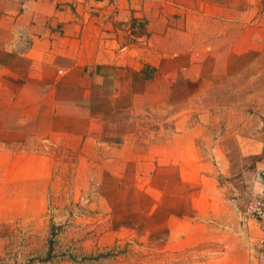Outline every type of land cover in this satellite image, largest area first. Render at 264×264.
Listing matches in <instances>:
<instances>
[{"label":"crops","instance_id":"obj_1","mask_svg":"<svg viewBox=\"0 0 264 264\" xmlns=\"http://www.w3.org/2000/svg\"><path fill=\"white\" fill-rule=\"evenodd\" d=\"M262 1L0 0V178L10 165L37 169L40 157L24 148L22 133L23 125H34L44 104L50 111L49 130L48 138L41 141L51 143L54 137L55 145L62 140L71 151L93 147L98 157L108 152L120 157L125 149L132 152L135 133L123 135L128 140L112 148L99 139L102 124L95 115L83 119L82 131L54 125L62 120L57 106L65 103L58 90L74 88L80 92L78 100L89 104L93 87L105 80L106 69L124 71L128 121L141 115L138 99L142 97L151 104L183 106L163 127V161L155 162L175 167L182 183L198 187L192 214L176 220L182 226L177 230L178 247L215 245L219 251L206 264H264L259 244L264 226L253 219L243 222L239 215L251 196L264 194V158L251 168L240 166L232 172L230 150L219 137L201 142L210 113L195 108L201 101L199 90L218 87L209 77L225 75L228 59L246 52L240 45L249 23L263 21ZM207 62L212 64L209 75ZM149 72L155 77H148ZM72 80L75 83L70 85ZM114 81L118 91L111 104L120 95L118 78ZM180 86L186 97L173 100ZM46 93L48 101L42 95ZM239 143L242 157H257L263 151L257 138L241 137ZM41 160L47 167L52 164L49 156ZM128 161L129 157L107 159L112 164ZM174 222H169V235Z\"/></svg>","mask_w":264,"mask_h":264},{"label":"rangeland","instance_id":"obj_2","mask_svg":"<svg viewBox=\"0 0 264 264\" xmlns=\"http://www.w3.org/2000/svg\"><path fill=\"white\" fill-rule=\"evenodd\" d=\"M262 5L259 13L264 11V0ZM261 21L258 25L249 23L245 41L242 39L240 45L246 52L228 59L225 75L209 77L218 87L199 90L201 101L195 106L199 111L210 113L206 114L209 122L205 124L201 142L212 136L219 137L221 144L230 150L227 156L233 166L232 172L241 170L240 166L251 168L257 160L256 156H241L239 138H257L263 145L260 155L264 156V19ZM179 63H183V59ZM204 67L209 75L211 62ZM147 75L155 77L151 72ZM117 78L120 95L111 104V96L118 91L114 81ZM126 78L124 71L106 69L105 80L102 85L93 87L89 104L78 100L80 92L74 88L58 90L59 100L65 103L57 106V115L62 120L54 125L55 129L73 127L82 131L83 119L95 115L102 124L99 139L112 148L122 143L123 135L135 133L132 152L125 149L120 157L109 152L103 154L105 157H98L93 147L85 152L71 151L63 147L62 140L55 145L54 137L50 138L51 143L41 141L48 138L50 111L47 104L41 106L33 126L31 122L23 125L24 148L33 150L40 160L37 169L10 165L5 176L0 178V264H206L219 251L207 242L178 247L181 233L177 230L182 226L176 220L182 219L181 216L167 218L166 236L160 234L149 239L148 232H140L156 226L133 217L138 218L142 207L135 200L127 199L129 188L146 193L153 207L159 204L162 196L165 202L184 198L189 216L198 187L183 183L193 190L188 195L175 188L169 190V194L161 191L158 175L165 178L173 170L177 171L173 166L157 165L156 160L163 161L164 155L163 127L169 125L167 119L180 112L183 106L151 104L142 97L138 99L141 115L137 121H128ZM138 81L140 79L137 85ZM74 83L75 80L69 82L70 85ZM185 92L180 86L171 98L181 100L186 97ZM42 95L49 100L47 93ZM150 99L155 100L153 96ZM7 114L9 118L10 112ZM6 122L10 123V119ZM3 138L17 140L11 136ZM47 156L52 161L50 167L41 160ZM113 156L129 157L130 161L116 165L107 162ZM27 160L30 166L35 165ZM119 181L123 192L117 191ZM170 220H175L171 235ZM135 222L137 225H128Z\"/></svg>","mask_w":264,"mask_h":264},{"label":"trees","instance_id":"obj_3","mask_svg":"<svg viewBox=\"0 0 264 264\" xmlns=\"http://www.w3.org/2000/svg\"><path fill=\"white\" fill-rule=\"evenodd\" d=\"M257 160H260L264 158V156H257ZM171 170V169H170ZM160 178V183L162 185V192L163 190L166 193H170L169 190H172V188H175L176 191H179L181 193H184V195H188L189 193L193 192L188 186L184 185L179 177H178V172L173 170L172 173L168 176L163 178L162 175H158ZM119 185L117 191L118 192H123V188L121 187V182L119 181ZM127 199L135 200L138 202L141 207L142 211L141 213H138V218L133 216L136 221H147L151 223V225L156 226L154 229H147V230H141L140 232H148V238H153L156 237L160 234H163V236L167 235V227H166V220L170 215H175V216H183V215H188L187 211L189 210L188 206L185 204V199H176V200H167L165 202L164 197L162 196L161 201L157 206L153 207V202L151 198L144 192H141L134 187L129 188L127 190ZM108 197V196H107ZM110 202V201H109ZM169 203V204H168ZM112 205V204H111ZM160 217V221L158 218ZM157 223L153 224L154 222ZM128 225H137V222L131 223Z\"/></svg>","mask_w":264,"mask_h":264},{"label":"built area","instance_id":"obj_4","mask_svg":"<svg viewBox=\"0 0 264 264\" xmlns=\"http://www.w3.org/2000/svg\"><path fill=\"white\" fill-rule=\"evenodd\" d=\"M241 221L253 219L264 226V194L251 196L244 207L239 211ZM260 249L264 252V233L260 239Z\"/></svg>","mask_w":264,"mask_h":264}]
</instances>
